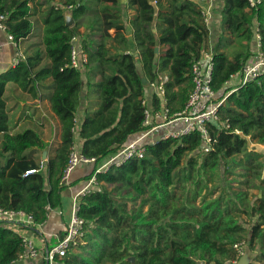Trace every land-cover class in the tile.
<instances>
[{
    "label": "trees",
    "instance_id": "trees-1",
    "mask_svg": "<svg viewBox=\"0 0 264 264\" xmlns=\"http://www.w3.org/2000/svg\"><path fill=\"white\" fill-rule=\"evenodd\" d=\"M33 1L0 0V15L18 41L33 30ZM53 1L37 5L45 6L44 50L0 74V155L8 153L0 160V206L23 210L36 223L47 219L48 208L63 206L74 118L86 104L79 125L81 152L96 162L81 179L95 175L100 185L79 200V215L87 221L85 243L71 249L63 264H231L239 259L235 244L242 241L256 252L250 264H264V153L250 147V142L264 144V73L245 85H229L254 54L250 43L257 28L264 54V0L254 7L248 0H222L212 85L225 100L220 120L209 124L214 139L209 151L195 131L145 143L144 157L100 172L105 161L147 129L145 97L155 109L170 108L172 116L184 109L193 89L190 68L209 47V32L198 0H127V9L135 11L132 41L125 35L121 0ZM67 13L72 26L66 24ZM74 37L87 54L83 68L71 64ZM43 56L50 63L36 70ZM159 73L170 76L165 103L147 91ZM49 77L59 140L47 142L31 128L10 133L3 98L7 83L36 93L38 82ZM45 148L43 166V159L27 153ZM31 169L37 171L26 174ZM22 249V236L0 223V264H14Z\"/></svg>",
    "mask_w": 264,
    "mask_h": 264
},
{
    "label": "built area",
    "instance_id": "built-area-1",
    "mask_svg": "<svg viewBox=\"0 0 264 264\" xmlns=\"http://www.w3.org/2000/svg\"><path fill=\"white\" fill-rule=\"evenodd\" d=\"M248 2L250 7H254L260 3L261 0H248ZM153 3L157 4V0H153ZM198 3L204 18V23L207 29H209L214 8L218 4V0H198ZM67 8L70 10L73 7L72 5H68ZM5 20L6 16L0 15V29L7 33L9 41L17 48L14 59V64L17 65L26 57L22 50L18 48L19 41L8 31L7 25L4 22ZM260 39L261 37L258 34L257 28L256 51L245 63L242 70L235 75L240 77L239 85H245L246 83L257 79L264 73V54L260 49ZM72 41L71 64L75 68H83L84 64L87 62V54L81 49L77 37H74ZM81 54L83 57L82 59H79ZM213 69V49L212 47H209L192 62L190 75L193 89L184 109L181 112L175 113L173 116L170 113V108L162 107L161 109H155L152 105L148 104V98L145 97L142 100V104L145 106V119L143 125L147 129L105 161L97 169V172L105 171L113 164L120 165L134 157H144L146 139L158 130H162L158 139L182 137L191 132L200 131L201 137L207 142L204 149L205 151H209L211 143L214 141L210 133L209 124L210 122L220 120L219 108L225 100V98L219 99L217 92L213 88ZM235 76H233L232 79ZM169 80L170 76L168 73H159L157 78L148 82V93L155 94L163 100V103H165L166 84ZM223 125L227 129L230 128L228 121H225ZM168 127L171 128L164 130ZM78 129L79 119L76 116L74 118V126L72 127L73 133L77 134ZM235 131L240 132L239 130ZM94 162H96L95 157L85 156L81 150L78 149L76 143H74L69 154L68 165L62 177V183L68 181L71 173L77 166ZM43 164L44 160L42 161V166ZM36 171V169H31L28 170L26 174L34 173ZM99 185L100 183L94 175L87 181L84 187L75 194L71 217L65 226L64 234L57 235L54 244L44 245L43 248L37 246L27 233L34 231L37 228H41L45 221L43 223H36L33 217L23 210L6 209L0 206V223L13 229L23 238V249L19 253L18 258L14 261V264H39L37 262L39 259L44 261L43 264H63V257L66 256L71 249H76L85 243L87 221L79 215V200L83 195L97 189ZM48 209L47 217L49 216L51 208ZM235 248L237 249L239 258L245 254L244 241L236 243ZM237 261L238 260H234L231 264H236Z\"/></svg>",
    "mask_w": 264,
    "mask_h": 264
},
{
    "label": "crops",
    "instance_id": "crops-1",
    "mask_svg": "<svg viewBox=\"0 0 264 264\" xmlns=\"http://www.w3.org/2000/svg\"><path fill=\"white\" fill-rule=\"evenodd\" d=\"M197 1V0H196ZM39 5V0H34L32 3V21L35 27V20L37 18V23L41 25L42 36L40 42H35V34L34 27L31 34L21 41H19V47L22 52L26 56L33 55L38 49L44 50V46L41 44L43 40L44 34V24L42 22V10L45 6H37ZM121 5L124 9L123 18L124 23L126 25L125 35L132 41V27L130 24V19L134 15L135 11L132 9H127V0H121ZM222 7V0H220L219 4L214 8V12L211 18L210 26L208 29L209 37L208 44L209 47L215 45L218 41V36L221 32V12L220 9ZM127 9V10H126ZM70 14V13H67ZM72 15V14H71ZM257 24L255 23V27ZM80 30L83 32L85 30L84 27H81ZM111 34H115V29L110 30ZM256 35V34H255ZM256 39L254 38L250 43V49L255 52L256 51ZM208 47V48H209ZM17 48L9 41L7 37V33L0 29V74L7 71L8 69L15 66L14 59ZM82 54L79 56V59H82ZM50 60L43 56L42 61L37 66L36 70L48 65ZM84 67V66H83ZM84 77V91H86V77ZM240 83V77L235 76L229 83V85L234 86L235 88ZM53 79L51 77L46 78L44 81L38 82L37 84V92L31 93L29 91L23 90L16 82H8L6 85L5 93L3 98L6 102V110L9 115V123H10V133L21 132L24 129H35L38 131L42 137L47 142H52L59 140L60 138V123L58 118L53 114L50 107L49 96L52 91ZM86 108V104H83L81 108H79L77 117L80 120L84 115V111ZM53 127V128H52ZM58 128V135L56 137L52 134L53 129L56 130ZM171 127L165 128L164 130L170 129ZM162 130L155 131L151 134L147 139L146 143L154 142L158 140L161 135ZM54 135L53 138H50V135ZM2 133L0 134V145L2 143ZM75 143L79 150H81L82 139L79 137V129L76 134ZM1 152V148H0ZM27 153H31L34 157L42 159V151L38 149H30L27 150ZM8 153H4L0 155V160L4 162L6 160ZM89 165L92 164H81L75 168V170L71 173L67 182L63 183L67 185V189L63 192V206L58 209H51L49 212V216L45 220L44 224L41 228H37L34 231H30L27 233L31 239L34 241L37 246L43 248L44 245L54 244L57 238V235H61L64 231L66 224L69 222L72 212V207L74 203L75 194L87 183V181L82 180L91 169ZM78 181L77 184L72 185L70 183ZM25 233V232H21ZM39 264H43L44 261L39 259L37 261Z\"/></svg>",
    "mask_w": 264,
    "mask_h": 264
},
{
    "label": "rangeland",
    "instance_id": "rangeland-1",
    "mask_svg": "<svg viewBox=\"0 0 264 264\" xmlns=\"http://www.w3.org/2000/svg\"><path fill=\"white\" fill-rule=\"evenodd\" d=\"M58 2V0H54L53 1V3H57ZM34 20H35V27H34V34H35V38H36V41L35 42H40L41 41V36H42V29H41V25L40 24H38L37 22V18H34ZM164 47H161V49H163ZM97 97V96H96ZM53 128V127H52ZM55 133H56V137H57V135H58V128L56 129V130H54L53 129V131H52V134H54L55 135ZM50 135V138H53L54 137V135ZM53 136V137H52ZM56 141H58V140H56ZM250 147H255L256 149H258V150H260L262 153H264V144H259V143H253V142H250ZM89 167H91V165H89ZM238 171H240L239 169H238ZM227 178H228V180L229 181H232V179L234 178V177H232V176H229V175H227ZM237 178H239V177H237ZM235 179V178H234ZM240 179V178H239ZM232 185H234V187L236 186L237 187V185H238V182H237V180H234V182L232 183ZM109 187H111V186H109ZM252 193H254V194H257L258 193V190L257 189H252ZM138 203H139V201H138ZM129 205H132V202H130L129 201V203H128ZM246 216H244L243 218H245ZM253 218H255V217H253ZM249 227V226H248ZM249 236V235H248ZM245 253H249V255L251 256V260L253 261L254 260V257H255V255H256V252L255 251H251L250 250V248H249V245H247V243H246V241H245ZM76 251L78 250V249H75ZM31 264H33V263H31Z\"/></svg>",
    "mask_w": 264,
    "mask_h": 264
},
{
    "label": "water",
    "instance_id": "water-1",
    "mask_svg": "<svg viewBox=\"0 0 264 264\" xmlns=\"http://www.w3.org/2000/svg\"><path fill=\"white\" fill-rule=\"evenodd\" d=\"M66 18H67V25L68 26H72L74 24V19H73V16L71 14H67L66 15ZM159 50V47H156V52H158ZM144 82L147 83V80L144 78ZM47 152H48V149L45 148L43 150V154H42V159L43 160H46L47 159ZM130 260L133 262L134 261V257H131ZM252 262L251 260V256L249 255V253H245L244 255H242L236 264H250Z\"/></svg>",
    "mask_w": 264,
    "mask_h": 264
}]
</instances>
